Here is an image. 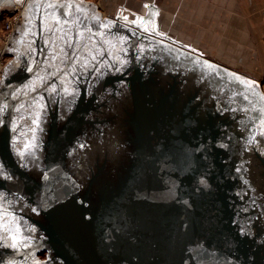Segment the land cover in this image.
Listing matches in <instances>:
<instances>
[{
	"label": "water",
	"instance_id": "obj_1",
	"mask_svg": "<svg viewBox=\"0 0 264 264\" xmlns=\"http://www.w3.org/2000/svg\"><path fill=\"white\" fill-rule=\"evenodd\" d=\"M68 3L83 11L61 15ZM124 12L23 3L2 51L12 56L0 74V158L11 180L0 192L29 238L1 251L0 264L39 254L40 264H264L259 83ZM229 73L257 82L256 94ZM39 109L33 150L17 163L13 146Z\"/></svg>",
	"mask_w": 264,
	"mask_h": 264
},
{
	"label": "crops",
	"instance_id": "obj_2",
	"mask_svg": "<svg viewBox=\"0 0 264 264\" xmlns=\"http://www.w3.org/2000/svg\"><path fill=\"white\" fill-rule=\"evenodd\" d=\"M24 1L1 0L0 9L11 8ZM137 1L134 6H130L132 0H103L102 4L108 10L111 6L124 8V15L130 19L136 14L146 22L153 21L156 32L225 67L240 70L260 68L257 53L264 50L259 47L255 36L264 33V0ZM247 16L252 19V24L244 22L248 21ZM248 36H252V44ZM227 37L233 39L226 40ZM213 52L217 53L215 59L208 57ZM233 60L236 64H232ZM252 60H255L254 65H251ZM244 74L253 76L250 72ZM258 74L255 75L259 77Z\"/></svg>",
	"mask_w": 264,
	"mask_h": 264
},
{
	"label": "snow or ice",
	"instance_id": "obj_3",
	"mask_svg": "<svg viewBox=\"0 0 264 264\" xmlns=\"http://www.w3.org/2000/svg\"><path fill=\"white\" fill-rule=\"evenodd\" d=\"M40 6L41 5H37V7H40ZM47 7L48 8H53V7H55V5L49 3L47 5ZM61 7L68 9L67 12L61 13V15H71V10L73 8H75V10L77 12L83 11L82 6L79 5V4L68 3V4H65V5H62ZM146 7H148V6L146 5ZM153 15H155V13ZM52 19L54 20V22H55L56 25H60L61 24V20L59 18H57L54 14L52 15ZM124 19L127 20V17H124ZM28 22H29V24H31V22H32L30 17L28 18ZM66 22L67 21H64V23H66ZM134 23H137L138 26L142 27L143 30L146 31V32L147 31H150V30L151 31H155L156 30L155 23L153 21L146 22L144 20V18H138L137 21H134ZM102 26L105 27V28H107V27L110 26V22L104 23ZM27 34L28 33L26 32L25 35H27ZM93 59H95V57H93ZM119 62L121 63V65H123L124 63H126L125 61H122V60L119 61ZM86 66L87 65L85 64V67ZM203 67L204 68H207V69H209L211 71H214L215 68H216L215 65H212V64H210L208 62H204ZM27 71L28 72H32L33 69L29 67V68H27ZM228 75L232 77V80L233 81H235L236 83L242 85L249 92H252L253 94H256V88L259 86L257 84V82H255L253 80H250V79H247V78H244V77H241V76H239V75H237L235 73H229ZM55 91H56L55 88H53L52 89V92H55ZM63 91L65 93H67L68 92V89L65 88V89H63ZM244 98L247 99L248 97L245 96ZM261 99H264V97H261ZM5 107H7V106H5ZM38 107H40L42 109L43 108V105L42 104H39ZM17 110L19 111V109H17ZM38 121H39V113H37L36 117L33 119L32 122H33L34 125H37L38 126ZM260 124H261V129H262L261 132H260V134L262 136H264V118L261 119ZM254 142H255L254 140L250 141V143H254ZM81 146H83V145H81ZM33 147H34V145L31 144V143L25 144V146H24L25 151L24 152H19L18 153V156L21 157V158H23L26 155V153H30V150ZM3 173H4V166L3 165H0V175H3ZM9 178H11V177H9ZM2 200H3V196L0 195V201H2ZM6 215H7V210L2 207V204H0V218H2L3 216H6ZM11 223L13 225H16V222H15L14 218H11ZM5 231L8 232L9 235L7 237H0V240H3L5 238L9 239L11 241L10 244H9V246L11 248L16 249L18 247L26 246L27 245V241H26V239L24 237H22L21 230H20V228H19L18 225L15 226V227H8L7 225H5Z\"/></svg>",
	"mask_w": 264,
	"mask_h": 264
},
{
	"label": "flooded vegetation",
	"instance_id": "obj_4",
	"mask_svg": "<svg viewBox=\"0 0 264 264\" xmlns=\"http://www.w3.org/2000/svg\"><path fill=\"white\" fill-rule=\"evenodd\" d=\"M94 27H95V23H92L91 28H94ZM9 39H10V37H9ZM9 39H8V41H9ZM60 41L61 40L59 39L58 42H57V47H59V45L61 44ZM62 42H63V40H62ZM26 48L27 47H25L23 49H26ZM6 56L9 58V60L6 62V64H8L12 60V56H10V55H6ZM58 57H59V54H58ZM55 61L58 62V59H55ZM252 101H253V98H252ZM252 104L259 111L258 104L254 103V101L252 102ZM32 108L33 107L31 106L30 110H32ZM30 110L26 111V115L25 116L24 115L22 116L24 119H26V121H30L31 120V112H29ZM36 110H38V109H36ZM36 110L33 111V112L40 113V110L41 109H39V111H36ZM32 121L33 120L30 121V125H26L25 124V128L27 127V130L30 133V134H28V136H26V140L25 141H22V143L19 144V145H17L16 147L13 146L14 158L17 161V163H19V161H22L23 158H27V154L28 153H26V155L23 158H21V157L18 156V153L19 152H24L25 151V148H24L25 144L31 143V144L34 145V142L32 140V137H33L32 136V131L35 130V125L33 124ZM32 150H33V148L30 150V153H31ZM32 153L34 154V152H32ZM0 165H3L2 162H1V158H0ZM9 177H11V176L9 175V172L6 170V168L4 167V173H3V175H0V180H11V178H9ZM0 195L3 196V200L0 201V204H2V207L7 210V215L6 216H3L2 218H0V237H7L9 235V233L5 231V225H7L8 227H15V226L18 225L19 228H20V230H21L22 237H24L26 239V241H27L28 238H29L28 237L29 236V229H27L28 228L27 223H26V226H25L24 225L25 223L20 219L19 216H17V212H15V209H14V207L12 205L5 204V201H6L5 200V197H4L5 194L3 192H0ZM11 218H14V220L16 222V225H13L11 223ZM10 242L11 241L9 239H7V238H5L3 240H0V252L3 251V250H13V251H15V250H18L20 248V247H18L16 249L11 248L9 246ZM0 257H3V256L0 255ZM44 258H45V254H39L38 255V259L36 258L35 259L36 261L33 260L31 264H40V261L43 260ZM1 262L3 264H10V263H5L4 258L1 259ZM16 264H28V263L25 262V261H23V260H21V261H19Z\"/></svg>",
	"mask_w": 264,
	"mask_h": 264
},
{
	"label": "rangeland",
	"instance_id": "obj_5",
	"mask_svg": "<svg viewBox=\"0 0 264 264\" xmlns=\"http://www.w3.org/2000/svg\"><path fill=\"white\" fill-rule=\"evenodd\" d=\"M86 1L95 4L96 5V8L98 9L99 12H101V15L103 17H105V16L106 17L114 16V15L118 14V12L120 10V8H118L116 6H111L110 7V10H108L105 7V5L102 4L103 3V0H86ZM135 1L138 2L137 0H132V4H130V6L131 5L134 6L136 4ZM258 1L262 2L263 0H258ZM20 12H15V13H10V14L9 13H7V14H0V74H1V72L3 70V66L9 60V58L5 54H2V51H3L4 46H5L8 38H9V35H10L11 31H12V30L10 31V27L12 25V22L14 21V19L17 16L20 18ZM249 19H248V21H244V22H247V23L252 24V19H250V20ZM204 23L206 24V21ZM8 25H9V28H8ZM229 39L231 40L233 38H230V37H227L226 38V40H229ZM238 39H240V38H238ZM247 39L252 44V36H248ZM255 40L259 44V47H261V48L263 47V50H264V33L261 36L260 35L255 36ZM257 54H258V56L260 58V59L258 58V60L260 62L259 63V67L260 68L259 69H253L251 67L252 70H249L250 68H248L247 70H243V69L242 70H240V69H232V70H234V71H236V72H238L240 74H243V75H246L244 73H249V72L252 73L253 76L250 77V78L256 80L259 83L260 88H261V91L264 93V51H260ZM216 55H217V53L216 52H213L211 54H208V57L215 59L214 57H217ZM225 56H227V54H225ZM228 61H230V60H228ZM254 61L255 60H252L251 61L252 62L251 65H254ZM232 64H236V62L234 61V63H232ZM255 74H258L259 77H257V75H255ZM246 76H248V75H246Z\"/></svg>",
	"mask_w": 264,
	"mask_h": 264
},
{
	"label": "built area",
	"instance_id": "obj_6",
	"mask_svg": "<svg viewBox=\"0 0 264 264\" xmlns=\"http://www.w3.org/2000/svg\"><path fill=\"white\" fill-rule=\"evenodd\" d=\"M23 8V4H20V5H15L11 8H6V9H0V14H7V13H15V12H20ZM7 11V12H6ZM20 18L17 16L14 21L12 22V25L10 27V31L13 29L16 21H19ZM8 28H9V25H8Z\"/></svg>",
	"mask_w": 264,
	"mask_h": 264
}]
</instances>
